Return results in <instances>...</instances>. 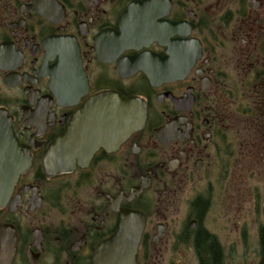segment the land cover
Returning <instances> with one entry per match:
<instances>
[{"label": "flooded vegetation", "instance_id": "obj_1", "mask_svg": "<svg viewBox=\"0 0 264 264\" xmlns=\"http://www.w3.org/2000/svg\"><path fill=\"white\" fill-rule=\"evenodd\" d=\"M128 211L136 264H264V0H0V264H93Z\"/></svg>", "mask_w": 264, "mask_h": 264}, {"label": "water", "instance_id": "obj_2", "mask_svg": "<svg viewBox=\"0 0 264 264\" xmlns=\"http://www.w3.org/2000/svg\"><path fill=\"white\" fill-rule=\"evenodd\" d=\"M188 67L178 73H171V79L178 78ZM120 103V110L110 108L109 118L117 119L120 115V131L122 137H127L133 131L143 127L145 111L140 104L123 95L109 94L107 100ZM111 125V123H110ZM144 228L143 219L134 212L124 213L120 231L108 241L100 245L95 252L93 264H136L137 249Z\"/></svg>", "mask_w": 264, "mask_h": 264}, {"label": "rangeland", "instance_id": "obj_3", "mask_svg": "<svg viewBox=\"0 0 264 264\" xmlns=\"http://www.w3.org/2000/svg\"><path fill=\"white\" fill-rule=\"evenodd\" d=\"M243 177H244V175H243ZM243 177H242V178H243ZM240 179H241V172H239V170H238V171H237V181H238V183H239V180H240ZM228 184H229V181L226 179V180L224 181V184L222 183L221 187H222V188L225 187V186L227 187ZM220 204L223 205L222 202H221ZM217 214L221 216L222 220H224V219H223L224 212H220V211H218ZM220 222H221L220 219L217 221L216 216H215L214 220L212 221L213 225H214L216 228H217V226H218L219 228L221 227V226H220ZM223 241H224V239H223ZM224 242L227 243V241H224ZM234 263H235V264H257V261H255L254 259H250V258H249V260H247V261H235ZM234 263H233V264H234ZM227 264H229V262H228Z\"/></svg>", "mask_w": 264, "mask_h": 264}]
</instances>
